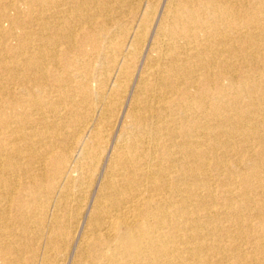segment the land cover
Listing matches in <instances>:
<instances>
[{
    "label": "bare ground",
    "instance_id": "6f19581e",
    "mask_svg": "<svg viewBox=\"0 0 264 264\" xmlns=\"http://www.w3.org/2000/svg\"><path fill=\"white\" fill-rule=\"evenodd\" d=\"M153 3L0 0V264H264V0Z\"/></svg>",
    "mask_w": 264,
    "mask_h": 264
},
{
    "label": "rangeland",
    "instance_id": "374dc122",
    "mask_svg": "<svg viewBox=\"0 0 264 264\" xmlns=\"http://www.w3.org/2000/svg\"><path fill=\"white\" fill-rule=\"evenodd\" d=\"M165 1V0H164ZM164 1L163 0H153V5H152V17H153V22H154V26L160 16V14L162 13V9H163V4H164ZM159 5V6H158ZM153 9L155 11H153ZM161 10V11H160ZM158 11V13H157ZM158 14V15H157ZM148 35H147V39L146 41L143 43V45L140 47L139 51L140 53H138L135 57V59H133L132 63L130 64V67L128 69V72L127 74L125 75V77H121V81L123 83V88L125 89V91H123V93L120 95V99L118 102H119V108L117 110V112L115 113L114 115V122H115V127L114 129H112V131H110L106 141L108 142V148L106 150H103L102 152H106V153H100V157H99V161L96 165V167L94 168L93 170V174H96L93 176V180L92 182L90 183L89 187L87 188V192H86V197H87V200L90 201L92 200L95 196V194H97V186H99V183L101 181L104 180V176L105 174L107 173V171L109 170V167L111 165V162H112V159H113V149H114V146L118 145L119 143V137L120 136L119 134H121V132L123 131V129L125 128V126H128L130 124V117H129V108L131 107V103L133 102L132 100L134 99V93L137 94L140 86H141V81L140 79L142 80V77H143V73H142V70H143V66L144 64L146 63L147 61V58L150 57L152 55L151 53V50H150V39L151 38L149 36V34L151 35L153 33V29H149L148 30ZM149 36V37H148ZM11 44L14 43V40H10L9 41ZM9 54H12V53H9ZM260 65V63H257V65ZM216 70V68H215ZM134 77H132V76ZM204 77H201L200 80H199V89L202 88L203 84L205 83V79H203ZM129 81V82H128ZM133 81V82H132ZM139 81V82H138ZM51 81L49 80V83ZM128 82V83H127ZM135 83V84H134ZM125 86V87H124ZM129 86V87H128ZM132 86V87H131ZM136 88V90H135ZM128 89V90H127ZM133 89V90H132ZM132 92V93H131ZM134 92V93H133ZM126 95V96H125ZM124 100H123V98ZM126 97V98H125ZM126 101V102H125ZM263 100H261L260 98L259 99H253L252 100V103L250 104L252 107H256L258 108L259 106H261L262 108H264V104L262 103ZM121 104V106H120ZM130 105V106H129ZM120 109V110H119ZM122 111V112H121ZM225 113H227V111H225ZM121 115V116H120ZM201 114H199V121H202V118H201ZM227 117V116H226ZM229 118V117H228ZM125 121V122H124ZM229 121H233L232 118L229 119ZM118 122H120L118 124ZM125 123V124H124ZM119 125V126H118ZM228 127V126H227ZM114 131V132H113ZM112 135V136H111ZM119 141H118V140ZM114 142H113V141ZM253 141L255 143H258V147L255 148V150L253 151V159L252 160H249L247 161L248 163H260L264 156L261 155V153L259 152V150L257 148H259L261 145H264L263 143V139L261 137H256L255 139H253ZM259 141V142H258ZM111 147V148H110ZM110 149V150H109ZM111 153V154H110ZM106 156H105V155ZM111 158V159H110ZM110 159V160H109ZM110 161V163H109ZM254 161V162H253ZM109 163V164H108ZM100 165V166H99ZM108 168V170H107ZM99 172H98V171ZM96 176V177H95ZM95 177V178H94ZM192 177L189 176V181ZM95 181V182H94ZM96 189V190H95ZM88 195V196H87ZM91 195V196H90ZM85 213V214H84ZM13 214H17L16 211L13 212ZM80 228H79V231H78V234H80V229L82 230V226H83V223H85V221L87 220V210L86 211H81V215H80ZM82 219V220H81ZM84 220V221H83ZM82 224V225H81ZM16 230L19 229V227L15 226L14 227ZM43 246V245H42ZM72 248V249H71ZM57 249H54L53 251H51V254H52V258L50 259V261H48L46 264H55L54 261L55 258H59V253ZM42 251H43V247H41V249H39L38 251V258L36 261H34L35 263L33 264H43L41 263V254H42ZM70 251V252H69ZM67 252L69 253L67 255ZM77 249L75 248L74 245H70L67 250H66V254L64 255L63 259L60 260L58 262V264H74L76 258H77ZM73 254V255H72ZM31 253L30 252H27L22 256L23 259H26V260H30V258L28 259V257H31L30 256ZM75 255V256H74ZM71 256V258H70ZM74 257V258H73ZM67 258V260H66ZM69 258V259H68ZM66 261V262H65ZM30 264H32L30 262ZM57 264V262H56Z\"/></svg>",
    "mask_w": 264,
    "mask_h": 264
}]
</instances>
